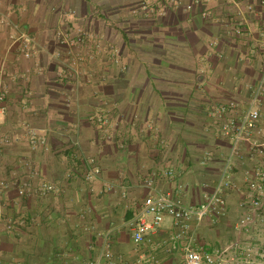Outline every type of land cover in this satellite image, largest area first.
Instances as JSON below:
<instances>
[{
  "label": "crops",
  "instance_id": "obj_1",
  "mask_svg": "<svg viewBox=\"0 0 264 264\" xmlns=\"http://www.w3.org/2000/svg\"><path fill=\"white\" fill-rule=\"evenodd\" d=\"M189 2L0 0V140L11 139L0 152V177L11 183L2 193L0 264H133L139 255L169 264L181 257L187 237H174L179 229L169 216L142 243L132 240L145 181L198 204L229 148L214 105L245 107L264 67L260 0H202L187 9ZM21 30L33 40V57L12 41ZM24 124L46 138L47 149L30 148ZM258 128L264 132V95ZM247 146L235 161L241 186L254 166ZM205 151L212 156L201 163ZM92 165L100 170L93 183L83 176ZM168 168L173 179L164 175ZM42 181L54 190L17 193L23 182ZM238 197L229 192L220 219L191 222L197 247L246 236L234 228ZM105 248L112 260L102 256Z\"/></svg>",
  "mask_w": 264,
  "mask_h": 264
},
{
  "label": "built area",
  "instance_id": "obj_2",
  "mask_svg": "<svg viewBox=\"0 0 264 264\" xmlns=\"http://www.w3.org/2000/svg\"><path fill=\"white\" fill-rule=\"evenodd\" d=\"M168 3H176L178 0H167ZM202 0H190L186 8L190 9L193 4ZM264 4V0H260ZM6 24V19L0 17V26ZM238 32V31H237ZM62 40L65 34L57 32ZM12 41L18 43V52L25 58L33 57L36 49L30 35L24 31H18L11 35ZM4 70L0 68V80ZM249 98L245 107H239L235 101L217 103L212 110V116L216 124V130L229 143L228 151L220 165L210 189L204 194L198 204H185L182 198L174 191H162L153 186L152 178L145 181L148 192L143 199L142 206L134 214L131 237L135 244L144 241L145 236L159 227L164 218L169 216L179 232L175 238L185 236L186 241L181 245V257L169 264H264V132L258 128L261 117V103L264 95V67L259 80L249 86ZM27 92V91H26ZM6 97L4 88L0 85V103ZM3 110V107H0ZM100 118V117H98ZM27 142L30 148L42 147L47 149V140L29 124H24ZM258 134V138H253ZM11 139L5 135L0 140V152L2 145H8ZM248 142L247 153L252 157L254 166L250 171H245L243 186L233 178L235 173V161L242 157V145ZM211 151H205L201 163L211 159ZM96 166L86 167L84 178L92 182L99 174ZM168 179H173V168L164 170ZM10 181L0 177V224L2 223V193L10 187ZM108 189L112 188L107 185ZM54 190V185L48 182H40L33 187L29 182H23L18 188L19 195L32 192L42 196ZM229 192H237L236 205L239 209L234 228L246 233L244 238H234L220 248L213 250L197 247L195 238L190 234L191 222L196 224L205 220L220 219L228 212L227 197ZM125 197V192L121 193ZM18 222H22L19 220ZM14 222L8 219L5 222L7 228H11ZM102 256L112 260L113 254L109 249H104ZM153 257L139 255L133 264H152ZM112 263V261L110 262ZM120 264H130L121 261Z\"/></svg>",
  "mask_w": 264,
  "mask_h": 264
}]
</instances>
